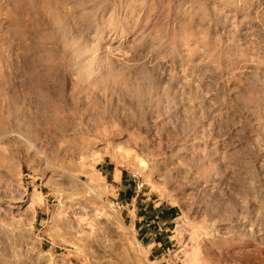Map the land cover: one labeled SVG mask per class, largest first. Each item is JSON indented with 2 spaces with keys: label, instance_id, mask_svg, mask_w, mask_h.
Returning <instances> with one entry per match:
<instances>
[{
  "label": "rangeland",
  "instance_id": "374dc122",
  "mask_svg": "<svg viewBox=\"0 0 264 264\" xmlns=\"http://www.w3.org/2000/svg\"><path fill=\"white\" fill-rule=\"evenodd\" d=\"M0 264H264V0H0Z\"/></svg>",
  "mask_w": 264,
  "mask_h": 264
},
{
  "label": "crops",
  "instance_id": "0c3cea01",
  "mask_svg": "<svg viewBox=\"0 0 264 264\" xmlns=\"http://www.w3.org/2000/svg\"><path fill=\"white\" fill-rule=\"evenodd\" d=\"M170 218H172L171 215H170V216H167L166 219H170ZM164 224H165V223H164ZM140 229H142V228H140ZM147 230H148V229H147ZM143 233H144V231H142V234H143ZM145 236H152L151 238H149L150 241L153 240V242L150 243V246H151V247L155 248V247H160V246H162L161 242H158L157 240H154L153 236H155V235H153L152 233H145V234H144V237H145ZM158 239H160V238H158Z\"/></svg>",
  "mask_w": 264,
  "mask_h": 264
},
{
  "label": "trees",
  "instance_id": "16d2710c",
  "mask_svg": "<svg viewBox=\"0 0 264 264\" xmlns=\"http://www.w3.org/2000/svg\"><path fill=\"white\" fill-rule=\"evenodd\" d=\"M175 213H176V209H174V208H170V209H168L167 211H163V217L166 219L167 218V216H172V218H174V217H176L175 216Z\"/></svg>",
  "mask_w": 264,
  "mask_h": 264
},
{
  "label": "bare ground",
  "instance_id": "6f19581e",
  "mask_svg": "<svg viewBox=\"0 0 264 264\" xmlns=\"http://www.w3.org/2000/svg\"><path fill=\"white\" fill-rule=\"evenodd\" d=\"M116 177H117V178H118V177L120 178V174H117ZM31 201H32V200H31ZM33 204H34V202H33Z\"/></svg>",
  "mask_w": 264,
  "mask_h": 264
}]
</instances>
